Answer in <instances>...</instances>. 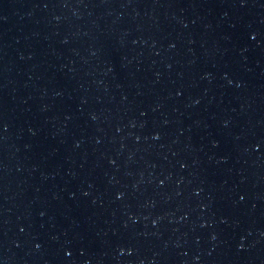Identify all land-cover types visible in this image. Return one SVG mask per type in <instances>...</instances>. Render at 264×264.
I'll return each mask as SVG.
<instances>
[{"label":"water","instance_id":"95a60500","mask_svg":"<svg viewBox=\"0 0 264 264\" xmlns=\"http://www.w3.org/2000/svg\"><path fill=\"white\" fill-rule=\"evenodd\" d=\"M0 264H264V0H0Z\"/></svg>","mask_w":264,"mask_h":264}]
</instances>
